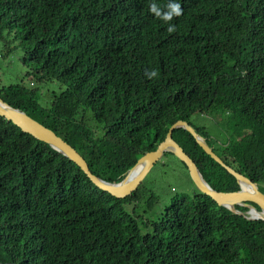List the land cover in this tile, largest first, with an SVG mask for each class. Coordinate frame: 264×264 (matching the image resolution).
<instances>
[{
  "label": "trees",
  "instance_id": "obj_1",
  "mask_svg": "<svg viewBox=\"0 0 264 264\" xmlns=\"http://www.w3.org/2000/svg\"><path fill=\"white\" fill-rule=\"evenodd\" d=\"M153 2L169 0H0V60L21 50L34 85H2L0 98L53 130L103 180H121L184 120L264 193V0H177L184 11L173 33L150 13ZM53 81L61 90L47 102L41 85ZM194 115L210 117L219 138ZM172 137L212 188H239L188 131ZM173 158L185 168L171 152L156 164ZM143 190L117 198L99 189L0 116V264H264V220L194 187L171 197L143 233L136 210L156 199Z\"/></svg>",
  "mask_w": 264,
  "mask_h": 264
},
{
  "label": "water",
  "instance_id": "obj_2",
  "mask_svg": "<svg viewBox=\"0 0 264 264\" xmlns=\"http://www.w3.org/2000/svg\"><path fill=\"white\" fill-rule=\"evenodd\" d=\"M0 116L3 120L10 121L20 128L22 132L30 134L32 137L47 143L51 148L66 156L73 161L89 178V180L99 189L108 192L117 198H125L134 191L151 171L152 167L161 159L165 152L173 153L181 160L189 179L194 187L201 193L208 195L218 205L226 207L230 211L241 214L247 219L264 220V193L246 175L236 171L226 165L212 150L206 138L200 135L194 127L184 120L175 121L168 129L165 138L157 145L154 150L145 152L139 157L136 163L128 169L124 177L119 180L106 181L94 175L84 158L69 143L58 136L53 130L44 126L38 120L28 115L25 111L13 107L0 98ZM176 128H183L188 131L214 161L224 167L236 179L239 188L234 191H218L212 188L202 177L194 161L184 152L183 148L173 139L172 132ZM258 206V208L256 206ZM247 208L245 213L239 211L235 206ZM252 212L254 214H252Z\"/></svg>",
  "mask_w": 264,
  "mask_h": 264
},
{
  "label": "rangeland",
  "instance_id": "obj_3",
  "mask_svg": "<svg viewBox=\"0 0 264 264\" xmlns=\"http://www.w3.org/2000/svg\"><path fill=\"white\" fill-rule=\"evenodd\" d=\"M2 44H0V50ZM23 57V52L19 49L13 51L8 58L0 60V87L15 83L23 78L24 83L32 84V77H25L27 69L21 64L20 58ZM25 77V78H24ZM61 85L56 81L41 85V96L44 99V93H48V101L51 102L52 93H59ZM41 99V102H42ZM191 120L199 127H204L207 133L213 138H219L220 130L211 121L208 116L194 115ZM162 162V160H161ZM143 193L145 190L152 192L156 197L155 202L148 204L141 202V207L136 210L139 216V224L143 233L149 232L151 226L149 222L154 221L160 215L161 210L166 206L170 198L182 193L191 194L194 191V186L188 177L187 170L179 161L173 158L169 163L155 164L151 171L143 180Z\"/></svg>",
  "mask_w": 264,
  "mask_h": 264
},
{
  "label": "clouds",
  "instance_id": "obj_4",
  "mask_svg": "<svg viewBox=\"0 0 264 264\" xmlns=\"http://www.w3.org/2000/svg\"><path fill=\"white\" fill-rule=\"evenodd\" d=\"M149 11L156 18L162 20L164 23L168 24L167 31L169 33H173L176 31V26L171 22L174 18H178L183 14V8L181 3L177 2V0H169L165 7L159 6L156 3H151L149 6ZM145 76L148 79H154L158 76V72L156 70H146Z\"/></svg>",
  "mask_w": 264,
  "mask_h": 264
},
{
  "label": "bare ground",
  "instance_id": "obj_5",
  "mask_svg": "<svg viewBox=\"0 0 264 264\" xmlns=\"http://www.w3.org/2000/svg\"><path fill=\"white\" fill-rule=\"evenodd\" d=\"M252 214H254V213L252 212Z\"/></svg>",
  "mask_w": 264,
  "mask_h": 264
}]
</instances>
